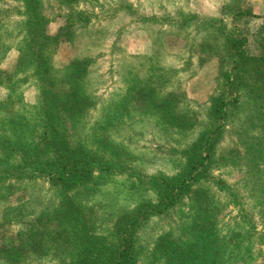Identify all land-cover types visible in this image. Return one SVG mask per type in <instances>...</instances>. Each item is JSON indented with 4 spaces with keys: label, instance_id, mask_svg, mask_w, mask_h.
<instances>
[{
    "label": "rangeland",
    "instance_id": "374dc122",
    "mask_svg": "<svg viewBox=\"0 0 264 264\" xmlns=\"http://www.w3.org/2000/svg\"><path fill=\"white\" fill-rule=\"evenodd\" d=\"M29 4L50 38L49 67L41 84L35 64L20 55L26 19L18 11L28 3L0 0V168L20 163L2 148L4 140L44 156L43 138L53 132L124 170L94 173L69 191L51 189L42 178L0 177V244L20 232L28 248L38 243L34 227L49 236L58 229L59 236L44 239L46 256L26 255L19 264L95 259L117 248L113 228L120 215L158 201L148 176H176L184 151L208 127V107L221 87L218 62L227 53L216 29L247 37L250 51L264 56V0ZM73 62L82 65L69 68ZM254 79L229 104L211 167L223 187L209 185L193 202L146 221L135 233L137 264H264V82ZM200 195L208 201L203 219ZM201 220L216 230L207 244L198 239Z\"/></svg>",
    "mask_w": 264,
    "mask_h": 264
},
{
    "label": "trees",
    "instance_id": "16d2710c",
    "mask_svg": "<svg viewBox=\"0 0 264 264\" xmlns=\"http://www.w3.org/2000/svg\"><path fill=\"white\" fill-rule=\"evenodd\" d=\"M29 1L25 0L28 6L24 7L23 12L18 11L26 19L24 23L26 33L25 39H22L21 42L20 55L22 59L28 58L35 64L34 74L43 84L49 67V57L45 55L47 54L45 51H47V40L50 38L48 34L42 32L40 24L42 15L33 9ZM206 27L214 29L213 24H207ZM218 29L221 36L225 37L227 46L226 55L218 62V79L221 87L208 107L206 114L208 127L200 129L195 140L184 151L185 162L180 172L173 177L163 174L148 176L146 183L156 192L158 201L155 203L144 201L133 210L117 218L113 228V236L118 243L116 249L97 256L95 259L70 257L67 260L59 261L58 264H137L139 251L135 242V233L146 221L170 212L184 200L193 202L195 196L197 199L196 193H199L201 189L207 191L209 185H213L217 189L223 187L224 184L212 176L211 167L229 121V104L233 97H239L240 91L247 81L256 78L258 83L264 82V70H261V67H264V56L255 55L250 51V42L247 37H238L232 32L225 34L221 26L216 30ZM255 45L259 48L258 43ZM79 65L82 64L73 62L69 68ZM42 92V96L45 97L43 88ZM69 95L74 96L75 92ZM4 141L1 144L2 148H8L13 155L20 159L19 164L0 168V177H6L9 181L42 178L48 181L51 189L59 188L69 191L88 182L94 173H114L124 170L120 163L104 158L91 150L74 148L69 144L67 138L63 135H54L53 132L51 136L43 138L44 151H47L44 156H40L37 151L28 148L23 143ZM224 187L227 189L226 186ZM5 189L7 188L5 187ZM0 196H2L1 192ZM201 197H203L202 200H196V206L201 210V213H197L202 215L203 219L208 212V201L206 195H200ZM202 204L204 206L201 209ZM202 210L206 212L205 215L202 214ZM199 224H201V229L197 234L200 243L207 244L209 240H213V237L217 236L212 224L204 220H201ZM52 226L49 221L46 229L48 230ZM34 231L33 235L38 243L33 242L28 248L24 247L20 232L0 244V264H19V259L26 255L46 256L48 247H46L44 239L48 240V238L59 236V230L55 229L52 236H49L48 231L45 232L47 234L39 232L37 227H34ZM50 232L52 231L50 230ZM84 255L86 254L84 253Z\"/></svg>",
    "mask_w": 264,
    "mask_h": 264
}]
</instances>
